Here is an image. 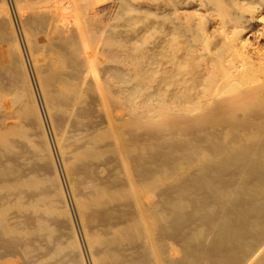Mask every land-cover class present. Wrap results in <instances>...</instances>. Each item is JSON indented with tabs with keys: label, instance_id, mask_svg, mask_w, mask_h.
Masks as SVG:
<instances>
[{
	"label": "bare ground",
	"instance_id": "6f19581e",
	"mask_svg": "<svg viewBox=\"0 0 264 264\" xmlns=\"http://www.w3.org/2000/svg\"><path fill=\"white\" fill-rule=\"evenodd\" d=\"M153 1L12 0L93 264H264V0ZM6 2L0 264H84Z\"/></svg>",
	"mask_w": 264,
	"mask_h": 264
},
{
	"label": "rangeland",
	"instance_id": "374dc122",
	"mask_svg": "<svg viewBox=\"0 0 264 264\" xmlns=\"http://www.w3.org/2000/svg\"><path fill=\"white\" fill-rule=\"evenodd\" d=\"M7 1L8 2H6L7 3L6 5L8 6V9L10 7L12 19L10 17V19L7 22L6 21L4 22L5 25L2 34L11 44L10 46H12L14 53H16V56L19 57V59H21L22 61L21 64L14 63L12 65L14 74L16 76L14 82L16 81L18 83H26L32 91L37 117L41 124V128L43 129L44 139L47 142L53 162L52 170L51 169L48 170L47 174L49 175V173H51L52 175H55V177L58 179L61 189V198H62V201H60L59 203L68 210V217L70 219L69 226H71L72 229L69 228V226L67 227V225L69 224L68 223L65 226V231L73 232L71 237L69 235L68 237L74 238V240L77 242L78 244L77 247L79 251L78 254H80V257L82 258L84 264H93L92 254L89 249L87 240L85 239L86 236L84 235L85 232H83L84 229H82L83 226H81L82 223L80 217L77 214L78 212L75 207L76 205L74 204L75 202L72 197L73 195L70 189V184L67 179L65 169L62 164V160L60 159L61 158L60 154L58 153V149L56 147L55 140L57 138V129L55 125H53L55 124L53 119L54 117L51 114L48 116V114L46 113L44 101L42 99V95L38 83V75L35 73L36 71L34 68L35 66L34 63H36V60L31 54L30 41H26L27 38H29L30 36L27 30H25V28L23 29L22 25L19 24L16 10L12 4L13 3L12 0H7ZM114 1L115 0H100V2H103L104 4H108V3L112 4ZM130 1L135 6L146 7L151 10L155 9V3L153 0H130ZM27 13H28L27 11L23 12V14H27ZM150 13H151L150 14L151 17L153 18L154 14L152 12ZM40 42H42V40ZM260 247L261 246H259L258 248ZM74 253L77 252H73V254Z\"/></svg>",
	"mask_w": 264,
	"mask_h": 264
}]
</instances>
